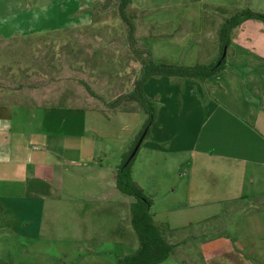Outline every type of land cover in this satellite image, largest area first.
Listing matches in <instances>:
<instances>
[{"label":"crops","instance_id":"0c3cea01","mask_svg":"<svg viewBox=\"0 0 264 264\" xmlns=\"http://www.w3.org/2000/svg\"><path fill=\"white\" fill-rule=\"evenodd\" d=\"M129 3L144 8L146 0ZM208 4L227 7L216 0ZM240 24L231 30L226 66L211 75L231 71L238 92L227 93L220 83L211 87L209 76L184 78L175 88L181 106L161 104L141 142L148 146L138 150L144 154L141 164L134 159L132 176L153 197V220L167 225L166 237L175 243L156 264H264V205L253 203L264 200V81L253 68L230 62ZM237 44L244 51L262 48L260 39ZM104 109L0 101V264H117L118 256L135 249L132 197L116 187L118 163L109 158L114 148L126 150L140 125L117 146L111 133L96 130ZM108 109L124 116L135 111ZM169 156L176 159L171 171L165 165ZM69 240L78 242L71 250L78 256L71 260L61 250ZM110 243L118 244L113 251Z\"/></svg>","mask_w":264,"mask_h":264},{"label":"rangeland","instance_id":"374dc122","mask_svg":"<svg viewBox=\"0 0 264 264\" xmlns=\"http://www.w3.org/2000/svg\"><path fill=\"white\" fill-rule=\"evenodd\" d=\"M209 1L146 0L144 8H134L128 3L125 11L134 26L133 38L130 40L128 25L118 10L119 0H0V35L6 36L0 39V101L105 107L107 109L102 110L101 117L94 122L95 127L99 133H111L118 146L122 136L142 125L144 111L137 103L125 101L124 108L135 111L125 116L118 112L111 113L109 107L88 91L84 82L105 100L127 91L146 56L136 53L133 45L139 49H150L156 62L188 65L215 61L220 46V23L225 16L250 5H246L245 0H216L227 6L221 11L218 9L221 5L212 8ZM251 1L254 5L252 9L264 10V0H260V4ZM241 23L242 29L239 30L244 40L240 42V35L234 40L237 54L230 62L245 64L244 70L253 68L259 81H264V21L248 18ZM28 26L35 28L24 30L29 29L26 28ZM15 32L19 35L11 37ZM248 38L262 40V48L257 52L252 47L247 51L239 49L237 43L245 46L244 42ZM230 47L228 53L233 50ZM222 74L225 76H209L211 87L214 85L216 88V83H220L225 87V92L231 89L237 93L234 73L226 71ZM184 78L190 79L178 75H151L144 81V91L156 107V118L164 102L169 103L170 109H173V103L177 108L181 106L175 88L183 86ZM247 78L244 76L240 79L245 82ZM199 86L202 88L199 95L203 98L206 91L204 84L199 83ZM212 91V95H218V88ZM231 93L227 94L228 101ZM122 122L125 126L121 128ZM144 144L140 145L148 146ZM169 149L173 152V142ZM114 151L109 161L115 165L120 161L123 150L118 152L117 147ZM136 155L140 165L143 151ZM166 159L168 171L173 170L176 159L174 156ZM171 174L167 176L169 179L172 178ZM253 203L256 207L263 206L264 200ZM247 208L252 207L246 205ZM120 223L122 227L125 226L124 220ZM75 243L78 242L69 240L61 248L67 249L65 259L71 260L78 256L77 250V253L71 252L76 248ZM117 245L110 243L108 246L113 251ZM100 256L104 259L105 252Z\"/></svg>","mask_w":264,"mask_h":264},{"label":"trees","instance_id":"16d2710c","mask_svg":"<svg viewBox=\"0 0 264 264\" xmlns=\"http://www.w3.org/2000/svg\"><path fill=\"white\" fill-rule=\"evenodd\" d=\"M130 0H119L118 10L121 18L128 25V36L133 38V22L126 14L125 7ZM224 11L223 7H218ZM248 18H256L264 21V10H256L251 7H243L229 16H225L218 28V40L220 41L219 54L215 61L209 63L194 64H172L165 62H156L151 56L150 49H139L133 45L136 53H143L141 68L132 81L127 91L121 92L110 100H105L102 96L94 92L87 82L85 87L95 97L99 98L107 107L111 109L124 108L125 101L137 103L145 113L142 125L134 134L131 142L125 151L121 153L120 161L116 166L115 181L116 187L122 193L130 195L131 223L138 238V244L135 249L129 253L117 257V264H156L166 258L172 251L175 243L169 241L166 237L167 225L165 223H156L152 217L151 205L153 197L146 193L143 187L132 176V165L139 150L142 140L148 135L150 126L156 118L157 111L153 100L145 93L143 88L144 81L151 75H178L189 78H205L218 73L226 66L225 49L231 41L230 32L233 27ZM142 136L140 144L135 152L131 154L139 137Z\"/></svg>","mask_w":264,"mask_h":264},{"label":"water","instance_id":"95a60500","mask_svg":"<svg viewBox=\"0 0 264 264\" xmlns=\"http://www.w3.org/2000/svg\"><path fill=\"white\" fill-rule=\"evenodd\" d=\"M142 136H143V135H141V136L139 137V139L137 140L136 145L134 146V148H133L131 154H133V153L135 152L137 146L140 144V142H141V140H142Z\"/></svg>","mask_w":264,"mask_h":264}]
</instances>
